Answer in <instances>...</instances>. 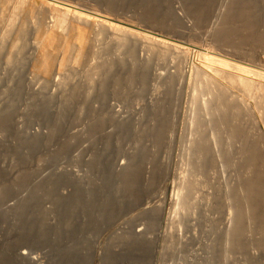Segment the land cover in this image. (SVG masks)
<instances>
[{"label":"rangeland","instance_id":"obj_1","mask_svg":"<svg viewBox=\"0 0 264 264\" xmlns=\"http://www.w3.org/2000/svg\"><path fill=\"white\" fill-rule=\"evenodd\" d=\"M63 1L194 55L0 0V264H264V80L186 78L212 36L264 74V0Z\"/></svg>","mask_w":264,"mask_h":264},{"label":"bare ground","instance_id":"obj_2","mask_svg":"<svg viewBox=\"0 0 264 264\" xmlns=\"http://www.w3.org/2000/svg\"><path fill=\"white\" fill-rule=\"evenodd\" d=\"M11 1L16 2V3H20L21 8L23 10H25L26 12L30 13L31 16L32 15L42 16L45 19H47L52 15H56L59 17L60 20L72 21L77 26H84L88 23H93L95 25L103 24L107 28H109V30L112 34L121 35V34L126 33V32L131 33L132 35H135L139 40H149L153 44L154 43L158 44L159 46H161L163 48V50L167 51V50H174L175 48H177L182 53H190L191 55H194L193 54L194 49L187 47L186 43H184L183 41H179L177 39H172L170 37H166V36L161 35V34L160 35H158V34L157 35H155V34L150 35V34H147L145 32L135 31V30H132V32H131L128 30V25H130L131 28L133 27V25L130 24L131 22L129 23L128 19L112 15L111 13L109 15H106V13L100 14L96 10L97 8H94V6L87 4V3H81L78 1L74 2V1H68V0H67L68 2H64L63 0H11ZM260 13H261V19H262V23H263V31L261 30V32H257L253 37L252 43L256 48L250 49L246 45L240 44L238 51L241 55L252 54V53H255L256 51H262L264 54V13H262V12H260ZM101 18H103V19H101ZM52 22H53V24L51 26L57 25V23L55 21H52ZM202 45H204V46H201V48H200L201 51L198 52L197 56H200L204 60L202 62H198V60H197V62H194L193 67H192V71L186 75L188 85L192 84L194 86V88H196V89L200 86L201 77L203 75L207 74L203 69L204 65H206V62H212V63H215V65L217 64V65L225 67L227 69H230V70L234 69V70L238 71L240 73V75L236 79L232 80V83H234V84H243L244 78L242 77V75L244 76V74H248V73L255 75L258 78V80L259 79L264 80V74L261 73L260 71L259 72L253 71L255 69L251 70L248 66L245 67L244 65L242 66V65H239L236 63L229 62L226 59H224V58H229V57H227L223 54H220V53L218 54V53L214 52L213 50H217L221 47L224 48L225 44L222 40L221 41L217 40L214 36H212L211 39H209V38L204 39ZM204 68H206V67H204ZM212 69H213V67H212ZM257 70H259V69H257ZM208 72H210V71H208ZM212 74H214V73H212ZM207 75H209V74H207ZM203 77H205V76H203ZM211 78L214 80L213 77H211ZM225 90L228 91L227 88H225ZM181 174H186V172L181 173ZM188 174H193V171H188ZM246 200H247V198L245 197V193L243 192V196H240L238 198L237 209H238V211H242L244 209L247 212V214L249 216L248 218L251 221L250 222V228L253 227L255 230H258L257 221H256V218L254 217V211L253 212H252V210L250 211V207L248 208ZM176 202L177 201L175 200V204H177ZM179 210H178L177 214L180 213ZM175 217H177V216H175ZM230 220H231V228H230L229 232L227 233V247L229 249L231 248L233 250L236 247H238V245L240 243L241 232H240L239 227L232 228L234 222L236 221L235 223L237 224L238 220L235 219L234 217L233 218L230 217Z\"/></svg>","mask_w":264,"mask_h":264}]
</instances>
